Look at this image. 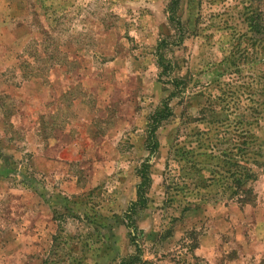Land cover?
Instances as JSON below:
<instances>
[{
    "label": "rangeland",
    "instance_id": "obj_1",
    "mask_svg": "<svg viewBox=\"0 0 264 264\" xmlns=\"http://www.w3.org/2000/svg\"><path fill=\"white\" fill-rule=\"evenodd\" d=\"M135 255L264 264V0H0V264Z\"/></svg>",
    "mask_w": 264,
    "mask_h": 264
},
{
    "label": "trees",
    "instance_id": "obj_2",
    "mask_svg": "<svg viewBox=\"0 0 264 264\" xmlns=\"http://www.w3.org/2000/svg\"><path fill=\"white\" fill-rule=\"evenodd\" d=\"M162 115H165V110H160L159 111V116H162ZM140 260H141L140 256L139 255H137V256L135 255V256H133L131 258L123 260V262L121 264H136V263L141 262Z\"/></svg>",
    "mask_w": 264,
    "mask_h": 264
}]
</instances>
